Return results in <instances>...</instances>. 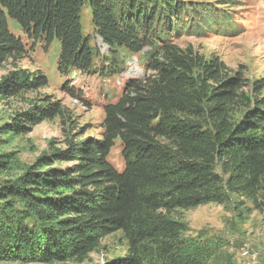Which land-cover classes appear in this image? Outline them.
I'll return each mask as SVG.
<instances>
[{
    "label": "trees",
    "instance_id": "16d2710c",
    "mask_svg": "<svg viewBox=\"0 0 264 264\" xmlns=\"http://www.w3.org/2000/svg\"><path fill=\"white\" fill-rule=\"evenodd\" d=\"M84 8L92 34L115 55L141 54L151 75L127 82L119 100L103 108L99 139L68 140L63 150L50 145L28 172L0 182V263L82 261L119 232L127 256L107 264H203V250L187 248L185 225L170 216L222 204L226 193L264 207L257 198L264 182V78L249 92L242 73L171 40L236 31L229 11L189 0H0V69L25 54L8 29L11 19L33 44L58 42L60 75L118 74L117 58L104 66L84 34ZM44 78L12 74L0 100L43 88ZM44 103L3 131L20 135L55 118L65 126V110ZM116 141L121 171L108 160ZM8 165L0 154V174ZM219 174L227 175L223 185Z\"/></svg>",
    "mask_w": 264,
    "mask_h": 264
},
{
    "label": "rangeland",
    "instance_id": "374dc122",
    "mask_svg": "<svg viewBox=\"0 0 264 264\" xmlns=\"http://www.w3.org/2000/svg\"><path fill=\"white\" fill-rule=\"evenodd\" d=\"M189 1L192 5L209 4L214 9L229 11L236 31L181 35L171 40L181 49L189 48L193 55L202 56L206 61L218 59L229 71L242 73L247 91L251 92L252 83L264 78V0ZM82 10L80 20L84 34L92 39L104 66H109L107 60L117 58L113 62L121 66L118 74L86 77L69 73L62 76L57 72L58 42H52L49 47L42 42L33 44L13 20L7 19L9 31L24 43L25 54L1 67L0 88L12 74L19 72L38 73L46 78L47 85L18 97L0 100V154L9 158V167L0 174V182L14 180L28 172L41 156L48 154L50 145L63 150L68 140L99 139L103 132V108L119 100L127 82H141L151 75L141 54L116 50L115 55L109 51L92 34L89 10ZM47 100L58 103L65 110V126L55 118L31 126L29 131L20 135L3 131L4 125L11 123L16 115L29 113ZM120 153L121 145L116 141L108 160L118 171L123 169ZM67 166L54 164L52 168ZM219 177L223 185L227 175L219 174ZM257 198L259 204H264V182ZM170 217L185 225L183 239L187 248L203 250V264H264V207L257 210L250 201L226 193L222 204L209 203L185 211L176 210ZM127 249V241L117 232L102 239L100 246L82 261L50 264H107L125 258Z\"/></svg>",
    "mask_w": 264,
    "mask_h": 264
}]
</instances>
